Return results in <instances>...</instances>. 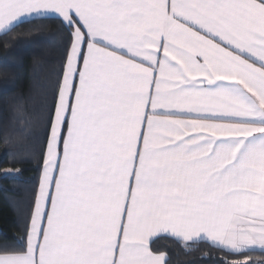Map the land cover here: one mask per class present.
Wrapping results in <instances>:
<instances>
[{
	"label": "snow or ice",
	"instance_id": "obj_1",
	"mask_svg": "<svg viewBox=\"0 0 264 264\" xmlns=\"http://www.w3.org/2000/svg\"><path fill=\"white\" fill-rule=\"evenodd\" d=\"M43 31L56 83L38 124L14 104L38 150L0 173L37 176L0 264H172L161 237L264 264V0H0V46Z\"/></svg>",
	"mask_w": 264,
	"mask_h": 264
},
{
	"label": "trees",
	"instance_id": "obj_2",
	"mask_svg": "<svg viewBox=\"0 0 264 264\" xmlns=\"http://www.w3.org/2000/svg\"><path fill=\"white\" fill-rule=\"evenodd\" d=\"M60 50L58 38L49 31L13 41L7 49L0 46V169L8 166L13 154L38 150L18 133L14 104L22 99L27 111L35 114L33 124H38L46 98L56 83ZM17 166L22 168V174L6 179L0 173V244L11 245L13 238L20 235L31 204L37 176L35 165ZM155 247L169 255L172 264H200V252L186 256L172 238H159Z\"/></svg>",
	"mask_w": 264,
	"mask_h": 264
}]
</instances>
